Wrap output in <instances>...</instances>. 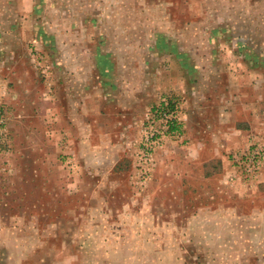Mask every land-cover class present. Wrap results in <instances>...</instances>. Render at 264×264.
Returning <instances> with one entry per match:
<instances>
[{"label": "rangeland", "instance_id": "1", "mask_svg": "<svg viewBox=\"0 0 264 264\" xmlns=\"http://www.w3.org/2000/svg\"><path fill=\"white\" fill-rule=\"evenodd\" d=\"M162 30H177L166 41L192 51L189 62L199 68L178 72L205 95L202 104L241 94L254 101L264 91V0H0V264H258L264 257V217L255 213L264 205V187L257 194L264 161L246 173L245 151L231 159V173L210 150L198 157L183 148L189 120L179 116L175 91L163 90L147 110V63H178L150 50ZM85 88L119 101L104 100L97 115L108 121L104 130L134 115L124 172L103 185L71 180L67 173L80 170L69 172L72 156L60 150L65 118L78 106L69 95ZM163 99L177 107L179 124L163 136L147 177L144 139ZM246 188L248 198L238 199ZM229 205L252 220L225 212Z\"/></svg>", "mask_w": 264, "mask_h": 264}, {"label": "crops", "instance_id": "2", "mask_svg": "<svg viewBox=\"0 0 264 264\" xmlns=\"http://www.w3.org/2000/svg\"><path fill=\"white\" fill-rule=\"evenodd\" d=\"M156 37L158 39L154 42V46L150 47V50L154 49L153 53L157 55V60L161 59L160 54L166 53L178 60V63L173 62L169 66H165L164 63L159 61L147 63V67L149 66L150 69L147 80L151 82L147 85V110L154 106L153 104L162 96L163 90L175 91L179 96V116L182 120H189L186 125L187 132H185V138L189 141L186 142L185 147H182L192 150L193 155L198 157L204 150H210L213 158L221 160L222 164L231 173H234L235 165L231 161L234 156L248 151L252 146H264V91L261 90L262 94L259 95L258 93L254 97V101L245 100L247 97H243L244 95L241 94L239 100L235 98L236 100L233 102L223 95L224 102L220 101L221 104L208 105V107L202 104V101L206 100L205 95L200 94L198 89L189 88L188 77L185 73L178 72L179 70H187L188 73H191L192 69L199 68L198 65L191 66L189 62L190 56L188 54L192 51L188 49L181 51L180 48H177V42L166 41V38L179 37V32L177 30H162L156 33ZM101 68L109 70L113 68V65L112 63H105ZM159 79H161L159 83L154 82V80ZM190 82L192 84L194 79ZM258 82H260V86ZM261 84L260 80H256L255 88L258 89L262 86ZM84 90V93L80 92L75 94L74 97L69 95L70 100L72 98L73 100L78 99L77 102L75 101L78 106L73 105V109L70 107L69 117L65 118L64 127L67 131V138L64 136L65 142L62 141L63 147L60 150L64 149L63 152L72 156V158H69L71 160L68 163L69 172L80 170V173H67L71 180L81 182L89 179L103 185L105 180L110 179L109 175L111 173L119 175V173L124 172L122 156L124 155L123 152L130 149L133 144L132 139L130 141L127 136L131 134L128 127L132 126L129 121L134 115H126L128 117L122 115L121 117L124 119L120 118L117 123L113 122L115 126L118 124V129L114 132H109L107 128L104 130L103 127L106 126L108 121H106L107 119H104V121L103 118L99 119L97 115L104 110L105 102L118 104L119 101L105 100V96L101 93L94 96L89 93L87 88ZM192 98L193 101H191ZM240 99L241 103H237L240 102ZM91 100L95 101L94 106L88 105ZM195 116L200 117L204 123L196 120ZM96 119L97 122H95ZM94 126L98 131L92 130L95 128ZM115 132L116 137L113 135ZM205 134L210 136L209 143L206 142L208 139ZM49 143L51 142L49 141ZM54 163L56 162L54 161ZM61 166L64 167L62 163L56 164V170L61 171ZM65 166L67 167V165ZM105 175H108L107 178L104 177ZM226 181L229 183L235 182L234 175H230ZM258 184L257 194L261 195L263 193L260 188L264 187V173L260 176ZM247 192V188L246 190H240L239 196H236L238 199L246 200L245 198L249 196ZM223 209L228 213H241L246 215V220H252L249 219L251 213L244 212L245 208L243 206L229 205ZM255 213L264 217V205L259 206ZM257 258H259V262L264 264V257Z\"/></svg>", "mask_w": 264, "mask_h": 264}, {"label": "built area", "instance_id": "3", "mask_svg": "<svg viewBox=\"0 0 264 264\" xmlns=\"http://www.w3.org/2000/svg\"><path fill=\"white\" fill-rule=\"evenodd\" d=\"M149 116V126L144 139V152L142 153V161L147 165V170H144L143 174L147 173V177L151 169L150 166L153 165L154 151L160 146L163 136L165 133L175 131L179 124L177 107L170 99H163L162 105L151 112ZM156 118L162 122L161 129L155 128ZM1 134L0 127V137ZM263 161L264 148L261 145H255L239 158V165L246 173L256 174L261 169Z\"/></svg>", "mask_w": 264, "mask_h": 264}]
</instances>
